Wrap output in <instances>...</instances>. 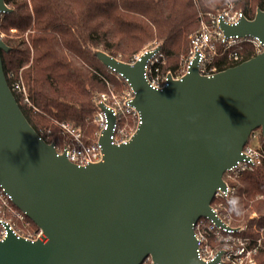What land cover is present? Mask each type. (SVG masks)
Segmentation results:
<instances>
[{
	"label": "water",
	"instance_id": "obj_1",
	"mask_svg": "<svg viewBox=\"0 0 264 264\" xmlns=\"http://www.w3.org/2000/svg\"><path fill=\"white\" fill-rule=\"evenodd\" d=\"M0 0V14L11 12ZM227 38L264 43V11L236 24L223 20ZM159 42L154 52L162 49ZM0 37V187L46 237L14 233L0 241V264H214L197 256L194 225L222 226L212 211L223 176L251 134L264 137V51L210 76L195 55L178 79L162 88L145 79V52L133 63L91 48L134 92L139 113L125 144L110 142L113 119L102 132V162L81 166L59 154L24 116L9 87ZM96 107L105 110L98 102Z\"/></svg>",
	"mask_w": 264,
	"mask_h": 264
},
{
	"label": "trees",
	"instance_id": "obj_2",
	"mask_svg": "<svg viewBox=\"0 0 264 264\" xmlns=\"http://www.w3.org/2000/svg\"><path fill=\"white\" fill-rule=\"evenodd\" d=\"M228 1L5 0L12 11L0 14L1 29L11 27L20 36L17 40L4 39L10 47L8 52L1 53L6 81L11 89L16 81L24 85L29 103L23 101L22 95L14 91L13 94L28 122L47 143L62 145L59 142L66 137L54 122L71 125L85 141L92 142L97 131L91 121L96 111L94 97L107 91L108 84L116 92L128 85L98 61L91 47L133 63V55L145 44L163 41L161 52L168 56L169 63L161 72L167 75L177 68L179 54L188 52L186 36L199 27L201 16H217L228 8ZM230 2L233 10L242 12L247 19H253L257 9L264 11V0ZM26 32L30 47L21 39ZM219 47V56L213 63L216 72L256 55L248 42H238L229 49H223L219 42ZM231 53H237L239 60L234 61ZM258 145L264 153L261 134ZM240 180L242 185L230 205V225L244 228L236 233L241 237L261 236L262 248L256 259L262 264L264 200L258 195L264 196V162L244 173ZM25 222L35 231L38 229L29 218ZM15 224L21 228L24 222L17 219ZM209 239L214 247L222 245L213 236ZM148 262L150 259L145 263Z\"/></svg>",
	"mask_w": 264,
	"mask_h": 264
},
{
	"label": "built area",
	"instance_id": "obj_3",
	"mask_svg": "<svg viewBox=\"0 0 264 264\" xmlns=\"http://www.w3.org/2000/svg\"><path fill=\"white\" fill-rule=\"evenodd\" d=\"M241 18H243L242 12H234L232 5H228V8L225 11L212 17L210 23L213 30H209L207 25H204L203 29L194 35L192 38L194 50L191 52L189 63L195 55H198V73L210 76L216 72V66L213 65V60L208 51L209 45L212 43L213 39L220 42L223 49H229L238 42H248L253 45L256 55L264 51V43H261L257 38L249 37L241 40L238 36L227 38L223 35L219 28L221 20H223L226 24L231 25L239 22ZM145 52L150 53V57L147 59L144 69L145 79L151 86L156 88L164 87L168 82V76H162L159 73V52H154V48L147 49L138 54L135 59L137 60L140 55ZM229 56L234 61L239 60L237 53H231ZM111 72L114 73L113 71ZM185 72H178L171 75L178 79ZM11 90L12 92L14 91L22 95L24 97L23 101L25 103H29L26 89L21 81L13 82ZM133 98L134 92L129 86L122 95L113 94L110 97L103 94L99 97L95 103H103L105 110H99L96 107V111L91 117V121L97 126V131L94 134L95 139L92 142L85 141L81 132L74 127L65 123L61 124V134L66 137L59 142L62 145L54 143L58 153L61 154L64 152L66 157L71 162L81 166H85L93 162H102L104 153L102 151V145L99 143V138L102 135V132L107 130L109 127L107 112L111 114L113 119L111 134L109 136L110 142L113 145L118 146L127 143L131 135L136 130L139 122V113L132 105ZM260 134L261 131L259 135ZM263 162L264 153L257 143L255 130L251 134L248 143L243 147L240 153V160H238L228 171L225 172L223 176V186L218 188L214 194V198L211 203L212 211L218 218H220L223 225L216 226L212 220L206 218L199 219L194 225L195 237L198 244L197 256L200 260L214 262L218 253L223 251L224 253L221 259L214 264H258L256 255L262 248L261 239L241 237L236 233L242 231L244 228L232 227L229 220L232 198L235 196L237 189L242 185L240 179L244 173L255 170ZM258 198L263 199L264 196L259 195ZM0 209L9 212L11 215L13 213L19 220L27 223L25 222L27 218L26 215L15 208L12 203L11 196L1 187ZM11 233L25 237L29 240H46L45 235L38 229L31 234H20V232L13 227L9 220L0 218V241L6 239ZM209 236H213L214 240L221 242L222 245L214 247L210 242ZM147 260H145L143 264H151V261L145 263Z\"/></svg>",
	"mask_w": 264,
	"mask_h": 264
},
{
	"label": "rangeland",
	"instance_id": "obj_4",
	"mask_svg": "<svg viewBox=\"0 0 264 264\" xmlns=\"http://www.w3.org/2000/svg\"><path fill=\"white\" fill-rule=\"evenodd\" d=\"M227 5H233L231 2H230V0L228 1V4ZM233 7V6H232ZM236 11H238V10H235L234 12H236ZM201 16V15H200ZM212 17H214V15H211L210 17H203V16H201V18H200V20H199V27L195 30V31H193V32H191L190 34H187V36H186V38H187V41L189 42L188 44H189V50H188V52L186 53V54H184V53H180L179 54V59H178V63H177V68L174 70V72H169V73H171V74H174V73H178V72H185L186 71V68H187V65H188V63H189V61H190V58H191V52L194 50V45H193V43H192V38L194 37V35L197 33V32H199L200 30H202L203 29V26L204 25H207V27H208V29L209 30H213L212 28H211V19H212ZM2 23V21H1V18H0V24ZM18 33L16 32V30L15 29H13V28H11V27H8V29L7 30H3V29H1V26H0V37L2 38V40L4 41V39L5 40H9V39H15V40H17V39H20V36H18L17 35ZM27 34H28V32H26V33H24V36H23V38H21V39H24L25 41H26V44L30 47V44H29V37H27ZM159 42H163V41H158V42H153V41H151V42H148L147 44H145L137 53H135L134 55H133V58L135 59V57L138 55V54H140L141 52H143V51H145V50H147V49H151V48H155L157 45H158V43ZM163 46V45H162ZM91 48H93V47H91ZM97 49V48H96ZM219 50H220V47H219V42L217 41V40H215V39H213L212 40V43H210V45H209V49H208V51H209V54H210V56H211V58H212V63H214V61L216 60V58L219 56ZM119 59V58H118ZM158 59H159V65L161 66L160 68H159V73H160V75H162L163 76V74H162V72H161V69H162V67L163 66H167L168 65V63H169V61H168V56L167 55H165V54H163L162 52H161V50L159 51V53H158ZM121 60V59H120ZM136 60V59H135ZM168 74V73H167ZM107 91H105V92H99V93H97L96 94V96L94 97V103L99 99V97L101 96V95H103V94H106V95H108V96H112L113 94H118V95H122L123 94V92H125V90H126V88H124L123 86L121 87V92L119 91V92H116L113 88H112V86L110 87V85L108 84L107 85ZM54 124H55V126H57V128H59L60 129V132H61V124L60 123H56V122H54ZM66 124V123H65ZM69 125V124H68ZM71 126V125H70ZM72 127V126H71ZM46 130H48V129H46ZM50 131V130H49ZM260 129H258V130H256V137H257V143H258V140H259V138H260V135H259V133H260ZM47 133H49V132H47ZM259 196V195H258ZM262 200H264V198L262 199ZM0 218H3V219H7V220H9L11 223H12V225H13V227L17 230V231H19L20 232V234H24V235H27V234H31V233H33L35 230H34V228H32L31 226H29V224H27V223H24V225L20 228V226L18 227V226H16V224H15V220H17L18 218L16 217V215H14L13 213H12V215L9 213V212H7V211H4V210H1L0 209ZM232 214H231V211H230V216H231ZM254 216H255V214H253ZM20 221V220H19ZM22 222V221H21ZM23 224V223H22ZM28 227V228H27ZM261 237V236H260ZM257 238V239H261V238ZM262 241V240H261ZM151 261V260H150Z\"/></svg>",
	"mask_w": 264,
	"mask_h": 264
}]
</instances>
